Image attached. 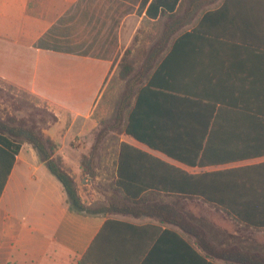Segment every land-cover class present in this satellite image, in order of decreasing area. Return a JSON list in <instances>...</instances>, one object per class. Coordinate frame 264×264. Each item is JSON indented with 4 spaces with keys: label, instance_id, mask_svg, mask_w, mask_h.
Instances as JSON below:
<instances>
[{
    "label": "crops",
    "instance_id": "crops-1",
    "mask_svg": "<svg viewBox=\"0 0 264 264\" xmlns=\"http://www.w3.org/2000/svg\"><path fill=\"white\" fill-rule=\"evenodd\" d=\"M182 1L169 11L175 0H0V77L39 97L57 116L46 134L59 145L58 154L73 176L81 172V157L91 150L99 125L94 114L108 82L139 30L143 24L167 21L163 12H176ZM205 1L207 12L187 23L165 52V82L180 89L182 96L212 99L218 106L237 104L243 95L246 105L258 102L264 111V0ZM89 43L97 44V54L80 53ZM224 121L245 123L239 126L234 147L251 143L249 116ZM121 141L191 174L264 166L263 157L190 167L132 137L123 135ZM221 151L219 144L211 153L218 156ZM107 168L111 164L105 159L101 179L110 191L87 205H106L115 196L116 181L107 180ZM247 180L234 175L229 183L224 181L235 186ZM159 199L173 197L161 193ZM186 201L195 215L219 227L211 231L214 251L264 250V229L244 225L202 197ZM167 230L206 255L196 237L150 217L77 212L63 184L31 145L23 144L15 157L0 145V264H187L194 259ZM222 239L229 244L221 245Z\"/></svg>",
    "mask_w": 264,
    "mask_h": 264
},
{
    "label": "trees",
    "instance_id": "trees-1",
    "mask_svg": "<svg viewBox=\"0 0 264 264\" xmlns=\"http://www.w3.org/2000/svg\"><path fill=\"white\" fill-rule=\"evenodd\" d=\"M178 1L175 0L169 11L176 9ZM207 3L205 0H183L176 12H163L167 21L147 23L159 28L156 38L145 35L141 39L147 33V24H143L116 70L124 88L115 101L114 110L99 120L96 118L98 110L116 75L108 82L94 114L99 125L93 134L91 150L80 160L84 178L101 182L102 163L109 160L111 168L106 169L107 180H115L116 187L115 196L108 199L106 205L94 208L86 204L76 177L58 154L59 145L46 134L58 122L57 116L39 97L1 77L0 145L10 149L13 157L23 144L31 145L41 162L63 184L69 204L81 214L111 212L150 217L196 237L197 244L206 255L199 254L178 233L165 232L180 240L194 256L187 264H214L208 261L214 258L232 264H264L262 249L214 251L211 231L219 227L208 218L195 215L188 209L186 201L202 197L206 203L228 212L244 225L264 229L263 164L244 171L191 174L121 141L123 135L132 137L149 149L190 167L224 165L264 157V111L260 103L246 105L241 95L237 104L225 102L218 106L212 99L182 96L180 89L165 82V52L187 23L207 12ZM19 113L24 115L18 116ZM239 115L251 118L247 123L248 127L251 126L248 128L251 143L242 148L234 147L233 143H239V126L245 123L224 121L228 116ZM219 144L222 151L218 156L212 155V147ZM234 175L246 176L248 180L242 185H228ZM226 179L228 183L224 181ZM219 182L222 185L215 186ZM161 193L173 197V200L159 199ZM225 194L234 200H226ZM236 240L241 241L239 237ZM224 244H229V240L222 239L221 245Z\"/></svg>",
    "mask_w": 264,
    "mask_h": 264
},
{
    "label": "rangeland",
    "instance_id": "rangeland-1",
    "mask_svg": "<svg viewBox=\"0 0 264 264\" xmlns=\"http://www.w3.org/2000/svg\"><path fill=\"white\" fill-rule=\"evenodd\" d=\"M146 31H147V33L143 34L141 36V39H144L145 35H153V37L156 38L158 35L159 28L157 26L147 24L146 25ZM86 45H87V48H86L87 50L86 51L80 50L81 51L80 53H82V54L86 53L87 54L90 52V53L97 54V51L95 50V46L97 44L89 43ZM116 74H117V72L114 73V75L112 76V79ZM123 88H124V83L120 82L118 80L117 75H116L114 77L113 84L107 93V96H106L104 103L102 104L101 108L98 110V115L96 118H98L100 120V119L110 115V113H112V111L114 110L115 101L118 98V95L122 91ZM41 106L44 107L42 103H41ZM22 115H24V114H22V113L18 114V116H21V117H22ZM91 138L94 141V136ZM86 142L89 145V143L91 142V139H87ZM74 168L77 169V167H75V166H74ZM75 177L77 179V182H78L79 187H80L81 195H82L85 202L88 200H90V201L96 200V199L101 200L100 194L104 193L105 191H110V188L105 186L103 182L93 181L90 178H84L82 171L79 172ZM98 204H99L98 206H101L100 203H98ZM88 206H91L94 208L96 207V206H92V205H88Z\"/></svg>",
    "mask_w": 264,
    "mask_h": 264
}]
</instances>
